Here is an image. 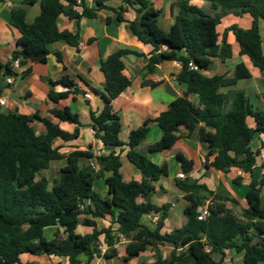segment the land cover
Segmentation results:
<instances>
[{"label": "trees", "instance_id": "obj_1", "mask_svg": "<svg viewBox=\"0 0 264 264\" xmlns=\"http://www.w3.org/2000/svg\"><path fill=\"white\" fill-rule=\"evenodd\" d=\"M38 1L40 14L33 22H28L24 5ZM110 1L115 0H96L95 7L88 8L83 0L81 3L77 0H24L23 6L14 7L11 25L21 33V48L13 52L9 62L4 64L0 60V82L8 76L25 78L31 73V67L21 73L15 71L13 64L17 59L21 63L27 60L46 63L51 54L49 45L53 42L64 40L78 47V33L59 29L60 15L96 18L98 11L109 8L107 2ZM121 1L136 12V18L130 22L134 34L142 43L152 46L146 74L155 72L165 61H178L181 69L176 80L186 86L185 93L174 99L159 116L131 130L126 144L129 147L127 158L141 171L140 181H126L123 177L122 150L116 152L124 145L120 139L122 123L113 107V101L131 85V79L124 73L122 57L132 51L120 49L101 60L106 79L105 93H101L105 105L100 112L91 111L90 115L95 137L103 143L107 155L95 157L92 152L82 150L65 155L60 146L54 145L57 139L70 141L80 135L83 124L79 114L70 107L51 109L53 117H49L39 113L4 112L0 106V264H39L24 261L25 254L63 257L68 259L67 264H81L79 256L86 255V264H91L95 257H115L121 235L128 239L126 262L152 247L157 258L150 264H221L228 250L243 252L246 264L264 263V156L258 166L262 151L252 146L256 135L264 134V89L256 94L263 106L255 105L245 91H224L236 85L239 79L251 77L244 64L233 77L206 74L214 58L225 61L232 56L228 31L239 43L240 54L247 55L253 65L264 72L260 30V21H264V0H198L205 5L209 3L213 12L192 3L193 0H177L178 13L168 31L160 26L162 11L152 0ZM76 6H82L81 13L76 11ZM125 10L122 7L115 10L118 23L125 20L122 15ZM230 13L236 16L249 13L253 18L252 26L243 29L233 24L220 33L218 26ZM55 55L62 62L61 53L55 52ZM57 83L69 89L61 92L51 89L48 98L52 102L77 92L76 83L67 74ZM143 83L156 86L152 81ZM190 95H197L198 102L192 101ZM248 117L255 119V128L248 124ZM34 120L44 124L45 132H36L31 125ZM60 122L75 125L74 131L63 129ZM151 122L158 123L163 134L149 147L150 152L171 149L182 137L178 134L181 128L190 136L200 125V141L209 148L204 162L206 169L229 173L238 168L250 174L245 195L247 206L240 214L228 206V202L239 204L235 198L187 177L195 162L179 153L185 178L178 177L175 182L188 202L183 209L187 221L179 228L162 232L171 204L158 205L153 201L154 183L168 175L169 163L160 165L136 149L150 131ZM62 159H66V164L59 169V177L50 182L43 171L49 169L53 161ZM82 159L84 163L80 162ZM94 160L98 168L92 165ZM106 173L110 174L106 176ZM101 178L108 188L107 196L96 190L95 182ZM241 179L236 177L234 183L241 185ZM207 202L210 203L209 214L201 220L199 208ZM149 214L158 216L155 229L142 221ZM81 215L91 216L85 217L83 224L93 227L92 233L77 232ZM97 218L109 219L111 225L98 229ZM49 226L58 227L51 239L45 235ZM166 244H171L173 250L164 257L160 246ZM215 254L221 259L215 260Z\"/></svg>", "mask_w": 264, "mask_h": 264}, {"label": "crops", "instance_id": "obj_2", "mask_svg": "<svg viewBox=\"0 0 264 264\" xmlns=\"http://www.w3.org/2000/svg\"><path fill=\"white\" fill-rule=\"evenodd\" d=\"M23 1L24 0L0 1V60L4 64L12 59L13 52L16 49L21 48V33L17 28L11 25V16L13 8L16 6H23ZM176 1L177 0H152L154 6L162 11L159 23L165 31L170 30L174 23V18L178 13V7L175 5ZM192 3L206 6L202 1L193 0ZM83 4L88 8H94L96 0H83ZM107 5L109 8H104L98 11V16L96 18H75L73 16L60 15L58 18L59 29L61 31H69L73 34L78 33L80 36L78 47L71 46L64 40L53 42L49 45L51 54L48 56L46 63L27 60L26 64L21 66L19 73H21L26 67L32 68L31 73L27 77L22 78L20 76H14L15 80L12 84H8L5 79H2L0 82V98L6 100V105L2 106V110L4 112H19L27 115L39 113L43 116L53 117L50 113L51 109H64L65 107H70L73 112L79 114L80 120L83 124L80 128V135L77 139L70 141L57 139L54 142V145L60 146V151L65 155L71 154L74 150L90 151L95 157L107 155L108 151L104 148L103 143L95 137V129L90 115L91 111L100 112L105 105L101 93H105L106 79L101 70V60L116 53L120 49L132 51L122 57L125 64L124 73L131 79V85L113 101V107L119 114L122 123L120 139L124 145L117 148L116 152L118 153L122 150V171L125 169L127 170V176L123 175V177L126 181H140L142 179L141 171L127 158L129 147L126 144L128 143L129 134L131 130L143 126L148 119H154L159 116L161 112L165 111L174 99L184 95L186 86L179 84L176 80V75L181 69V64L178 61H165L157 66L155 72L146 74V66L149 61L152 46L150 44L142 43L131 29L130 22L136 18L135 10L127 6V4L121 0L107 2ZM24 6L27 11L26 20L28 22H33L41 11L40 1L33 5ZM121 7L126 9L122 14L125 20L118 23L116 21L118 14L115 10ZM75 9L79 13L82 12V6H76ZM224 18L222 19L221 24L223 23ZM107 19H109V22ZM230 21L231 23L224 27L225 29L223 32L228 30L233 24H237L243 29H248L252 26L253 18L249 13H245L241 16L233 15L230 17ZM260 30L264 49L263 20L260 21ZM90 39H94L92 43H89ZM228 42L232 47V56L225 61L220 58H214L213 63L206 74L208 76L219 74L233 77L236 75L240 66L244 64L251 74V77L247 79H239L236 85L227 87L224 91H245L243 85L248 81L254 80L261 83L260 88L258 89V93H261L264 89V72L255 67L247 55L240 54V45L231 31H228ZM55 52L61 53L62 62L58 60ZM133 52H138L141 55L138 56ZM66 74L76 83L77 92H72L67 98L62 99L59 102H52L48 98L51 89L56 92L69 89L62 83H57V81ZM144 80L155 82L156 86L152 87L146 85L143 83ZM243 80L245 83L238 88V85ZM52 82H54V85ZM256 94L257 93L253 96H249L247 93L255 105L263 106V102L256 99ZM189 98L196 103L198 102L197 95H190ZM53 120L59 122L57 118H53ZM247 121L251 127H256V121L253 117H248ZM31 125L37 133H42L46 130V127L42 122L34 120L31 122ZM60 125L63 129L69 132H73L75 129V125L70 123L60 122ZM199 128L200 125H198L196 130L193 131L190 136H187V130L181 128L178 134L182 137L171 149L161 152H150L149 147L157 142L163 134L158 123L151 122L150 131L146 138L136 148L139 152L149 156L150 159L160 165L165 162L169 163L168 175L163 176L158 182L154 183L156 193L153 197V201L155 203L157 201L158 203L156 204L158 205L164 203L171 204L170 214L165 221V226L162 229V232H169L174 228H179L187 221L183 214L181 223H176L177 221H175L173 217L176 214L175 213L172 216L174 221L171 224H168V219L170 218L172 210L175 209L177 211V207L180 206L183 213V209L188 204L183 197V191L177 187L175 182L178 175L183 173L181 160L178 157L179 153H182L188 159H192L195 162L194 169L186 175L187 177L206 184L210 190L228 194L232 198H235L239 204L235 205L233 202H228V206L233 208L236 214H238V206H242V208L247 206L245 195L249 190V184L251 181L250 174L243 172V177L238 176V168H233L229 173L216 171L212 168L206 169L202 162H205L209 148L206 144L200 141ZM252 146L254 149L264 148V134L256 135L252 142ZM263 156L264 155L262 154V156L259 157L258 166L263 161ZM80 162L84 163L85 161L82 159ZM92 163L95 164L97 168L99 167L95 160ZM65 164L66 159H62L53 161L51 166H56L59 170ZM109 174L110 173H106V176ZM236 177L242 178L241 185L234 183ZM166 178H170V183L165 181ZM173 186H175V188ZM95 187L98 188V190H96L102 196L108 195V188L105 185L103 178L96 180ZM238 194L244 196L246 200L245 203H243L238 197ZM262 202L264 204V187L262 190ZM85 217L91 218V216L86 215L80 216V222L77 228L78 233L80 229H82L83 234L93 232V227L83 224ZM157 220L158 216L150 214L145 215L142 219V221L151 229L156 228ZM96 221L98 229H103L111 225L109 219L97 218ZM57 229V226H49L45 229V235L48 237V234H52L54 237ZM48 231L49 233H47ZM127 242L128 241L120 242L116 245L117 255L115 257H95L91 261V264H105L101 259L110 261L115 258L118 260L121 259L122 264H133L134 260L138 261L148 255V253H150V256H147V260L142 261L139 264H150L156 260L157 256L155 252L152 250V247H149L148 250L143 252L139 257L126 262L124 257L126 255L125 246ZM160 250L163 256L167 257L173 250V246L171 244L162 245L160 246ZM29 255L31 254L23 255L27 257V260L25 261L29 260ZM79 259L81 260V264H86L88 257L87 259H83L82 255H80ZM220 259V255L218 258H215L217 261ZM109 261L106 264H109ZM236 261H238V264H246L244 261V253L228 250L226 251V258L222 260L221 264H236Z\"/></svg>", "mask_w": 264, "mask_h": 264}, {"label": "rangeland", "instance_id": "obj_3", "mask_svg": "<svg viewBox=\"0 0 264 264\" xmlns=\"http://www.w3.org/2000/svg\"><path fill=\"white\" fill-rule=\"evenodd\" d=\"M206 8H208L209 12H213L211 10V8H210V4L209 3L206 4ZM233 15L234 14L230 13V14H228L224 18L223 23L219 26V31L221 33L225 29L224 27L228 26L231 23L230 17H232ZM263 34H264V32H263ZM217 71H219V70H217ZM257 79H260V78H257ZM244 83H245L244 80L241 81L240 84L238 85V88H240ZM260 84L261 83H258V81L251 80V81L246 82L243 85V88L249 94V96H253L255 93H258V89L260 88ZM261 150H264V148H262ZM262 153L264 154V151H262ZM202 164L204 165V161L202 162ZM126 171H127L126 169L124 171H122V173H123L124 176H127L126 175ZM237 173H238L237 175L238 176H241V177H243V175H244L243 172L240 173V170L239 169H238V172ZM42 174L45 175V176H47L49 178V180L52 182L54 179H56V178L59 177V170H58V167L51 166V168L49 170H44ZM165 181L167 183H170V178H166ZM173 187L175 188V186H173ZM96 189L98 190V188H96ZM238 197L243 201V203L246 202V200H245V198H244V196L242 194H238ZM156 203H158V202L156 201ZM177 208H178L177 211L175 209L172 210L171 215H170V218L168 219V224H171L174 221V219H175V221H177L176 223H178V224L181 223V221L183 219L182 209L180 208V206H178ZM241 209H242V206H238V214L241 212ZM172 216L174 217V219H172ZM49 231L47 233H49ZM79 233H82V229H80ZM48 237L49 238H52L53 235L52 234H48ZM149 254L150 253H148V255L144 256L143 258L139 259L138 261L134 260L133 264H139L142 261H146L147 258H148L147 256H150ZM214 256H215V258H218L219 257L218 254H215ZM82 257H83V259H87V257L84 256V255H82ZM23 259L25 261V260H27V257L26 256H23ZM28 259L29 260H32V261H36L39 264H67L68 263V259L67 258H63V257H50V256H47V255H41V256L29 255L28 256ZM101 261L106 264V263H108L109 260L107 261L105 259H101ZM109 262H110L109 264H122V260L121 259L118 260L117 258L112 259ZM236 264H238V261H236Z\"/></svg>", "mask_w": 264, "mask_h": 264}, {"label": "built area", "instance_id": "obj_4", "mask_svg": "<svg viewBox=\"0 0 264 264\" xmlns=\"http://www.w3.org/2000/svg\"><path fill=\"white\" fill-rule=\"evenodd\" d=\"M78 1V3H81L82 2V0H77ZM13 69L15 70V71H17V72H19L20 71V69H21V62H20V60L19 59H17V60H15L14 61V64H13ZM14 76H8V77H6V82L8 83V84H12L13 82H14ZM4 105H6V100L5 99H2V98H0V106H4ZM263 154V153H262ZM264 155V154H263ZM94 167H96V165H94V164H92ZM242 171L240 170V173H241ZM178 177H180V178H185V176H184V174L183 173H181V174H179L178 175ZM209 202H207V204L205 205V206H202V207H200L199 208V219H201V220H203V219H205L206 217H207V215L209 214ZM126 241H128V239L125 237V236H123V235H121L120 236V242H126ZM104 249V248H103Z\"/></svg>", "mask_w": 264, "mask_h": 264}, {"label": "water", "instance_id": "obj_5", "mask_svg": "<svg viewBox=\"0 0 264 264\" xmlns=\"http://www.w3.org/2000/svg\"><path fill=\"white\" fill-rule=\"evenodd\" d=\"M26 62H27V61H23V62H22V65H25V64H26Z\"/></svg>", "mask_w": 264, "mask_h": 264}]
</instances>
